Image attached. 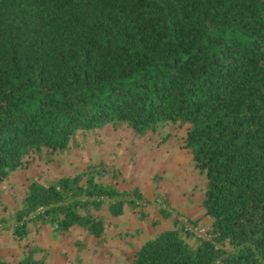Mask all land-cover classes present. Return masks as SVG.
<instances>
[{"label": "trees", "instance_id": "16d2710c", "mask_svg": "<svg viewBox=\"0 0 264 264\" xmlns=\"http://www.w3.org/2000/svg\"><path fill=\"white\" fill-rule=\"evenodd\" d=\"M128 146L150 163L184 151L207 217L173 214L128 264H264V0H0V186L25 177L16 229L40 218L97 236L91 209L144 205L115 181Z\"/></svg>", "mask_w": 264, "mask_h": 264}, {"label": "rangeland", "instance_id": "374dc122", "mask_svg": "<svg viewBox=\"0 0 264 264\" xmlns=\"http://www.w3.org/2000/svg\"><path fill=\"white\" fill-rule=\"evenodd\" d=\"M124 152L118 158L126 163L118 166L121 174L115 181L120 189L137 187L147 202L136 208L127 205L119 215L106 207L91 209L103 223L97 236L81 224L58 230L53 221L40 218L16 229L15 213L21 206L25 177L6 178L0 186V258L9 264L26 258L46 264H128L146 240L172 226L173 214L191 215L207 223L202 215L201 178L190 171L184 151L155 156L153 163L140 161V151L132 147ZM158 206H165L168 214L163 216Z\"/></svg>", "mask_w": 264, "mask_h": 264}, {"label": "built area", "instance_id": "2783aa9c", "mask_svg": "<svg viewBox=\"0 0 264 264\" xmlns=\"http://www.w3.org/2000/svg\"><path fill=\"white\" fill-rule=\"evenodd\" d=\"M180 223L183 226L184 231L190 232L193 236L203 239V240H211L213 235L208 232L207 228L204 226H196L191 224L185 216L178 215L176 216Z\"/></svg>", "mask_w": 264, "mask_h": 264}]
</instances>
